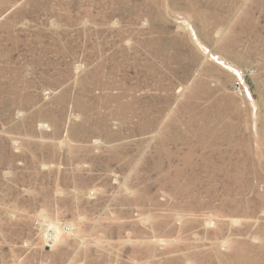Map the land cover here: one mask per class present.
Listing matches in <instances>:
<instances>
[{
  "label": "rangeland",
  "instance_id": "1",
  "mask_svg": "<svg viewBox=\"0 0 264 264\" xmlns=\"http://www.w3.org/2000/svg\"><path fill=\"white\" fill-rule=\"evenodd\" d=\"M0 264H264V0H0Z\"/></svg>",
  "mask_w": 264,
  "mask_h": 264
},
{
  "label": "bare ground",
  "instance_id": "2",
  "mask_svg": "<svg viewBox=\"0 0 264 264\" xmlns=\"http://www.w3.org/2000/svg\"><path fill=\"white\" fill-rule=\"evenodd\" d=\"M59 238V236L57 237V239ZM57 239H54V241H56ZM53 241V240H52Z\"/></svg>",
  "mask_w": 264,
  "mask_h": 264
},
{
  "label": "built area",
  "instance_id": "3",
  "mask_svg": "<svg viewBox=\"0 0 264 264\" xmlns=\"http://www.w3.org/2000/svg\"><path fill=\"white\" fill-rule=\"evenodd\" d=\"M241 83H238L237 85L240 86Z\"/></svg>",
  "mask_w": 264,
  "mask_h": 264
}]
</instances>
